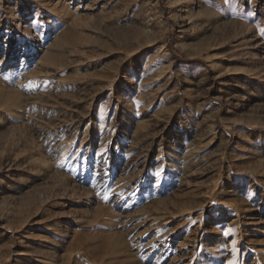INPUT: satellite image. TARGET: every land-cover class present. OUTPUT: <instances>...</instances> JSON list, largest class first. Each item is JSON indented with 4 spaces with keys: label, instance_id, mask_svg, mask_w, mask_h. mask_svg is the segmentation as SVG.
Instances as JSON below:
<instances>
[{
    "label": "rangeland",
    "instance_id": "obj_1",
    "mask_svg": "<svg viewBox=\"0 0 264 264\" xmlns=\"http://www.w3.org/2000/svg\"><path fill=\"white\" fill-rule=\"evenodd\" d=\"M0 61V264H264V0H0Z\"/></svg>",
    "mask_w": 264,
    "mask_h": 264
},
{
    "label": "snow or ice",
    "instance_id": "obj_2",
    "mask_svg": "<svg viewBox=\"0 0 264 264\" xmlns=\"http://www.w3.org/2000/svg\"><path fill=\"white\" fill-rule=\"evenodd\" d=\"M0 63H2V61H0ZM104 199H107V196H105ZM230 264H235V262L232 261V262H230Z\"/></svg>",
    "mask_w": 264,
    "mask_h": 264
},
{
    "label": "bare ground",
    "instance_id": "obj_3",
    "mask_svg": "<svg viewBox=\"0 0 264 264\" xmlns=\"http://www.w3.org/2000/svg\"><path fill=\"white\" fill-rule=\"evenodd\" d=\"M227 7H228V6H227ZM227 7L225 6L224 10H226Z\"/></svg>",
    "mask_w": 264,
    "mask_h": 264
}]
</instances>
